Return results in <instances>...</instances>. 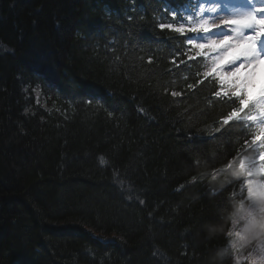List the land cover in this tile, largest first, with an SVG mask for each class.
I'll return each mask as SVG.
<instances>
[{"label":"trees","instance_id":"16d2710c","mask_svg":"<svg viewBox=\"0 0 264 264\" xmlns=\"http://www.w3.org/2000/svg\"><path fill=\"white\" fill-rule=\"evenodd\" d=\"M191 1L0 0V264H234L246 129L158 26Z\"/></svg>","mask_w":264,"mask_h":264},{"label":"snow or ice","instance_id":"6c2138e0","mask_svg":"<svg viewBox=\"0 0 264 264\" xmlns=\"http://www.w3.org/2000/svg\"><path fill=\"white\" fill-rule=\"evenodd\" d=\"M246 3L245 10L236 9L225 15L219 14V0H195L191 11L167 7L171 22L158 26L161 31L168 29L183 37L180 44L184 48L177 46L173 64L188 67L189 62H205V70L197 73L201 78L187 88L214 82L213 100L231 105L216 131L231 123L246 129L241 150L225 166H237L233 172L236 179L226 183L232 189L231 198L239 201L232 228L226 235L235 237L231 247L246 252L249 264H264V83L253 91L257 70L264 66V0ZM181 55L185 59L178 61ZM171 95L177 97L182 93L173 91ZM93 102L89 98L88 103ZM249 150L254 158L245 156ZM254 254L256 259H252Z\"/></svg>","mask_w":264,"mask_h":264},{"label":"rangeland","instance_id":"374dc122","mask_svg":"<svg viewBox=\"0 0 264 264\" xmlns=\"http://www.w3.org/2000/svg\"><path fill=\"white\" fill-rule=\"evenodd\" d=\"M225 7V6H224ZM236 10V9H235ZM233 8H222V6H221V10L219 11V14L220 15H225V14H228V13H231V12H234L235 11ZM258 70H264V66H262L260 69H258ZM257 70V71H258ZM234 238V239H233ZM233 238H231V242H230V244H229V247L230 248H232L231 247V244H232V242H233V240H235V237H233ZM233 253L235 254V256H236V250L234 249L233 250ZM247 254V253H246ZM245 256V255H244ZM252 259H256V257H255V254L253 255V257H252ZM249 261V260H248ZM235 264H236V260H235Z\"/></svg>","mask_w":264,"mask_h":264},{"label":"bare ground","instance_id":"6f19581e","mask_svg":"<svg viewBox=\"0 0 264 264\" xmlns=\"http://www.w3.org/2000/svg\"><path fill=\"white\" fill-rule=\"evenodd\" d=\"M102 242L104 244H107V243H115V242H111V239H109V237H105Z\"/></svg>","mask_w":264,"mask_h":264}]
</instances>
